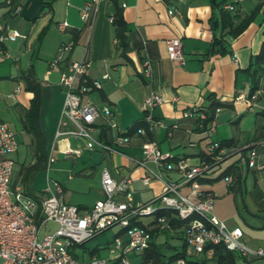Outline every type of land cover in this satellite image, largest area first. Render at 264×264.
<instances>
[{
  "label": "crops",
  "instance_id": "obj_1",
  "mask_svg": "<svg viewBox=\"0 0 264 264\" xmlns=\"http://www.w3.org/2000/svg\"><path fill=\"white\" fill-rule=\"evenodd\" d=\"M15 1L21 5L17 13L0 2V18L22 35L0 42V121L12 129L18 144L9 154L14 160L11 185L24 194L33 198L43 196L47 180L52 178L61 184L65 202L87 210L103 198L100 172L106 167L115 179L126 174L131 176L134 206L150 204L160 196L163 180L152 176L148 183L142 181L148 170L137 161L145 143L155 141L159 150L170 153L172 164L183 159L193 165L201 160L211 141H230L232 144L225 146L228 154L222 163L206 174L214 178L238 160L235 147L264 135V75L261 77L262 94L253 111L248 110L246 102L237 100L240 94H250L251 81L246 68L264 39V0H243L238 4L241 13H249L262 1L247 28L237 37L227 39L228 51L223 54L211 51L214 35L220 34L219 26L211 27V18L219 21V8L230 0H100L97 12L87 22L81 19L80 8L89 0H53L50 5L44 0ZM116 12L122 15L126 26V48L119 45L110 20ZM63 21L67 26L60 30L58 26ZM175 36L182 41V64L173 62L167 53L165 39ZM69 41H73L71 50L56 67H51L59 46ZM233 56L237 57V62ZM82 58L90 62L86 79L99 80L101 86L84 91L81 101L91 102L99 109L108 106L111 110L109 117L98 116L92 126V134L98 142L93 148H87L73 135L56 137L64 101L59 78L71 61ZM145 60L151 66V77L143 74ZM81 85V79L76 78L74 87ZM16 87H19L17 92ZM151 91L163 96L162 103L154 109L158 123L152 130L138 134L136 128H146L141 103ZM34 96L40 98L37 115L28 116ZM213 103L217 106L211 120L214 130L210 133L198 128L195 116H185L193 105L209 108ZM119 131L128 135L126 143L115 145L112 150L100 145H111ZM33 132L42 133L46 151L42 165L35 171L32 170L37 161ZM258 153V161L264 164V148L259 147ZM50 155L53 161H49ZM234 155V159L221 166ZM147 167L158 171L153 163H148ZM219 167L222 168L217 171ZM237 169V176L230 185L224 177L219 179L223 184L220 189L219 180L200 183L196 179L181 186L180 191L186 195L197 191L211 193L214 204L218 196L240 190L249 174L255 179L264 175L241 165ZM41 171H44V183L40 187L36 177ZM161 172L165 180L180 179V173L173 166ZM197 184L200 186L196 191ZM212 213L229 226H239L226 212L218 209L216 212L214 205ZM152 221L153 216L138 219L149 229L153 228ZM49 224L48 230L55 228V224ZM118 232L119 229L114 236ZM164 234H155L157 243L172 247L181 244L178 232ZM246 240L250 241L249 237L246 236ZM110 242L91 249L84 243L71 252L84 260L105 257ZM209 257L210 252L201 253L189 258L188 264H205ZM249 262L264 264V256L251 257Z\"/></svg>",
  "mask_w": 264,
  "mask_h": 264
},
{
  "label": "built area",
  "instance_id": "obj_2",
  "mask_svg": "<svg viewBox=\"0 0 264 264\" xmlns=\"http://www.w3.org/2000/svg\"><path fill=\"white\" fill-rule=\"evenodd\" d=\"M2 1L12 8L13 13L21 9L20 3L15 0H0ZM99 1L89 0L80 8L82 20L87 22L95 15ZM241 1L243 0H230L224 3V8L232 9ZM110 20L112 21V18ZM66 26L67 22L63 21L58 27L64 30ZM21 36L0 18V42L15 40ZM165 45L169 58L175 63L182 64L184 53L181 38L176 36L166 38ZM72 46L73 41L63 42L50 66L56 67ZM232 58L237 62V57ZM89 66L90 62L85 58L73 60L60 75L59 84L64 92V101L56 137L73 135L81 139L87 148H93L98 142L92 134V126L98 116L109 117L111 110L108 106L99 109L91 102L81 101V94L84 91L101 86L99 80L86 79L85 74ZM151 71L149 62L145 60L143 74L151 77ZM76 78H80L82 82L78 88L74 87ZM14 91H19V87ZM261 94L262 88L259 87L249 96L238 95L237 100L246 102L248 110L253 111ZM162 101V94L155 91L144 97L141 108L146 128L140 126L136 128V133L144 134L146 129L152 130L157 125L154 109ZM185 116L197 117L199 126H204V131L208 133L214 130L212 122L204 123L207 114L201 105H193L185 112ZM111 126L116 127L114 123H111ZM128 140V135L119 131L111 145H100L104 149L112 150L115 145L126 143ZM17 145L12 129L0 121V264H130L126 254L131 251L142 253L151 240L149 228L134 223L138 222L139 218L153 216V221L160 231H174L166 216H156L160 209L171 210L185 222L183 238L186 256L179 257L170 264H187L189 258L201 254L206 245L221 244L226 249L239 253L240 259L237 264H250L251 257L264 256L263 248L250 247L246 244L244 232L239 226H229L225 220L214 216L212 213L214 196L211 193L197 191L193 195H186L180 191L181 186L196 180L228 154L224 146L220 147L219 141H211L207 145L208 153L218 150L214 162L201 159L193 165L183 159L172 164L170 153L159 150L155 141L145 143L142 146V156L137 161L148 170L142 181L148 183L152 176L162 179L163 190L160 196L153 203L134 206L130 192L131 176L126 174L115 179L109 170L103 167L100 172L103 198L87 210H80L77 205L65 202L61 184L52 178H48L45 193L39 198L24 194L20 188H13L11 183L14 160L9 154L17 149ZM259 147L264 148V135L253 142L235 147L233 150L239 154L238 165L264 174V164L258 161ZM53 159L50 155L49 161ZM148 163H153L158 171L149 169ZM172 166L180 173L179 180H165L162 177V169H171ZM233 179L232 174L224 177L227 185H230ZM49 223L55 224V228L48 230ZM111 227H118L121 233L115 235L106 246L105 257L95 256L84 260L72 255L71 248L84 244ZM41 229L45 232L39 239Z\"/></svg>",
  "mask_w": 264,
  "mask_h": 264
},
{
  "label": "trees",
  "instance_id": "obj_3",
  "mask_svg": "<svg viewBox=\"0 0 264 264\" xmlns=\"http://www.w3.org/2000/svg\"><path fill=\"white\" fill-rule=\"evenodd\" d=\"M48 5L51 4L53 0H44ZM226 3V2H225ZM239 4V3H238ZM238 4H235L234 8L232 9H226L224 8V4L221 5L219 8V21L216 19L211 18V27L217 28L219 26L220 34L218 36L214 35L213 41H212V49L211 51L213 53H219L223 54L228 51L227 48V39L229 37H237L239 34H241L247 26L254 20L257 13L260 10V7L262 5V1L257 3L253 10L249 13H241L238 9ZM213 19V20H212ZM112 23L115 26V34L116 38L118 39L119 45L123 48H126V26L124 23V20L122 18V15L118 12H116L112 16ZM246 71L250 75V81H251V88L250 93L253 92L255 89L261 87V77L264 75V39L261 43L259 51L251 57L248 67L246 68ZM39 97L34 96L31 100L30 107L28 109V116L37 115L38 107H39ZM217 106V103H213L209 106V108H205V112L207 114L206 119L204 120V123L211 122L214 110ZM197 126L201 130H205V127H200L198 123V118L196 117ZM34 134V141L33 146L35 148L37 161L33 165L32 170L35 171L38 169L42 164V160L45 157V139L42 135V133H36ZM220 147L230 146L232 143L230 141H219ZM218 153V150H216L213 153H204L201 159H205L207 162H214L215 156ZM221 161H217L212 165V167L209 168L208 171H206L203 175L198 177V181L200 183H212L214 181H217L223 177H225L227 174H232L233 178L235 179L237 176V168L238 160L231 164L230 166L226 167L223 171H221L218 176L214 178H208L206 177V174L215 168L217 165L220 164ZM233 179V180H234ZM205 192V191H202ZM208 193V192H206ZM164 215L168 218L169 222L171 223L173 230L172 232H178L179 237L181 239V244L179 246H170L165 245L164 243H157L155 240V234L157 232H163V233H169L167 230H159V228L155 225V222L152 221V225L154 227L149 229L151 233V240L149 243V246L141 253L142 255V262L140 264H170L173 261H175L179 257H185V248L186 244L184 242L183 238V225L185 224L184 221L180 220L177 216L174 215V212L167 209H160L157 211L156 216ZM136 224L142 225L140 222H134ZM121 233V231L118 232V234ZM84 244L78 245L83 246ZM78 246H74L71 248V251L75 249ZM210 252V258L214 262V264H237L240 255L237 252L231 251L226 249L223 245H206L204 247V253ZM72 253V252H71ZM206 264V263H205Z\"/></svg>",
  "mask_w": 264,
  "mask_h": 264
},
{
  "label": "rangeland",
  "instance_id": "obj_4",
  "mask_svg": "<svg viewBox=\"0 0 264 264\" xmlns=\"http://www.w3.org/2000/svg\"><path fill=\"white\" fill-rule=\"evenodd\" d=\"M210 137L211 134L207 136L208 139ZM234 158L235 155L226 159L221 166H225L227 162H230ZM221 168L219 167L217 171ZM36 181L38 186L41 187L43 185L44 171L37 173ZM222 185V181H220L217 184L218 189ZM199 186L200 184L195 186L196 191L197 188L199 189ZM202 186H205V184ZM213 205L216 212L217 209L226 212L229 218H231V221L239 225L244 232V241L247 245L252 247L260 246L264 249V175H262V178L255 179L252 174H249L245 182H242L240 190L235 193L230 192L225 196H218ZM117 230L118 227H111L86 241L85 246L89 249L96 245L103 247L111 241ZM44 232L43 229L40 230L39 239ZM170 233L172 232L168 234ZM165 234L167 235V233ZM246 236L249 237L250 241L246 240ZM126 258L130 264H140L142 262V255L139 252H128ZM206 262V264H214L210 257L206 259Z\"/></svg>",
  "mask_w": 264,
  "mask_h": 264
}]
</instances>
